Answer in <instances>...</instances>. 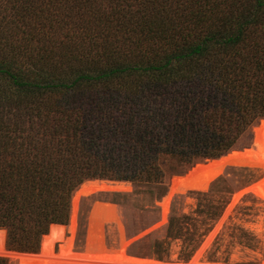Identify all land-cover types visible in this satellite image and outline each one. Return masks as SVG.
<instances>
[{"label": "trees", "instance_id": "1", "mask_svg": "<svg viewBox=\"0 0 264 264\" xmlns=\"http://www.w3.org/2000/svg\"><path fill=\"white\" fill-rule=\"evenodd\" d=\"M170 2L0 0V230L9 250L37 254L49 227L67 224L71 196L87 181L156 185L160 199L167 180L196 164L264 159V121L252 148L238 152L264 120V0L222 15L202 9L218 0H191L196 10L186 13ZM172 13L187 25H174ZM85 18L86 34L100 30L110 42L102 56L98 45L83 57L78 39L45 38L42 26ZM35 43L36 55H23ZM212 220L197 240L187 234L184 262ZM191 221L172 210L166 238L180 239Z\"/></svg>", "mask_w": 264, "mask_h": 264}, {"label": "rangeland", "instance_id": "2", "mask_svg": "<svg viewBox=\"0 0 264 264\" xmlns=\"http://www.w3.org/2000/svg\"><path fill=\"white\" fill-rule=\"evenodd\" d=\"M249 1L250 0H241L240 3H236L232 0H218L215 6L210 4L208 7L206 6L202 9L205 11L213 9V14L222 15V13L231 11L235 7L239 8L248 5L247 2ZM190 2L191 0H173V2L168 4V8L177 13L183 11L186 13L188 10H196V6ZM177 13H172L171 16H169L172 22L176 18L174 25H187L184 23V19L179 17ZM85 20L86 18L78 21L77 25H73L72 23L65 26H62V24L61 26L57 25L56 28H58L56 30L42 26L46 33L45 38H48L51 44L53 40H55L56 43L68 41L71 44L78 39L75 43L79 45L77 49L83 57L87 56L85 53L87 48H90L91 45H98L100 56H102L103 50H106V48L103 49L101 43L109 45L110 42H106V40L103 39L101 35L102 31L100 30H98L99 32L97 34H86V28H88V24L90 23ZM209 23L210 21L207 24ZM190 24L191 22L188 25ZM73 27L77 30H73ZM36 46L38 47V43L27 47V51H25L23 55H31L32 57L36 55V53L33 55V51L35 50L34 47ZM26 111V109L22 111L19 110L18 114L23 117ZM253 129L254 128L250 131L251 137H253ZM251 146L252 139L249 147ZM209 162L210 161L203 163V165H198L187 177L175 176L167 180L164 185V194L160 199L158 197L160 187L156 185H135L130 182H117L129 184L130 188L128 191L101 192V194L98 193L89 198H82L78 203L79 209L77 207L76 228L73 236V240L75 239L73 241V252L76 254H84L88 240L90 212L94 204L100 202L114 206L122 229V231H119V227L115 223H103L105 247L108 251L110 250L109 252H117L120 249L121 237H123V241L127 243L124 249L125 255L133 259L135 258L138 263L139 260L142 259V261L152 260L162 264H191V260L196 257V261L199 263L264 264V234H259L253 229V226H257L259 223L263 224L259 220L263 217L264 209L262 208V202L255 196L251 189H248L262 180V172L258 169L230 168L213 181L207 187V191L200 192L198 191V184L207 173ZM170 181L171 187H186L190 191L183 195L174 196L169 204L167 215L162 219L160 203L167 195ZM210 189H212L210 196L207 198L199 197V194L208 193ZM76 190L73 192L70 199V213L72 197ZM237 195L239 196L237 197ZM172 210L174 213L194 218V221L188 224L186 223L185 225L183 224V230H181L179 234L181 238L173 241L168 237L166 238V227ZM70 213L67 224L61 225L64 227L65 238H67L66 242H68L69 237H71L69 230H67L69 228ZM210 218L214 219L211 221L210 230L207 232V235L200 238V242H198L199 246L190 259L184 262L180 259L181 252L184 251L186 246L184 239L187 237L188 233H193L188 235H192L194 241L197 240L198 236L209 227L208 223ZM244 233L253 237L252 244L255 246V249H249L244 246ZM42 240L43 237L40 241L39 252L36 255H32L9 250L6 245L5 236L0 259H5L7 264H14L12 261H20L23 264H26V262L48 264L39 257H36L41 253ZM66 242L54 244L52 253L54 257L59 254L61 248L66 246ZM168 242L169 244H167ZM240 242L242 244H239ZM167 245H169L168 257L162 261L157 260L154 257V253L158 248L163 251V248H166ZM192 245L193 242L190 243L188 250ZM96 248L100 249V247L97 246ZM99 249L94 251L102 254V250ZM8 252L16 253L17 255L9 256ZM235 255L237 258L233 261L232 258ZM61 260L67 261V259ZM142 261L140 260V262ZM72 262L84 263V261L80 259H74Z\"/></svg>", "mask_w": 264, "mask_h": 264}, {"label": "bare ground", "instance_id": "3", "mask_svg": "<svg viewBox=\"0 0 264 264\" xmlns=\"http://www.w3.org/2000/svg\"><path fill=\"white\" fill-rule=\"evenodd\" d=\"M260 133V132H259ZM257 132V135H259ZM254 139H255V133ZM230 154V153H229ZM228 155V154H227ZM255 162L250 163L249 160L245 157H236V156H224L220 159L210 161L207 167V173L200 180L198 184V191L205 192L207 187L219 178L226 170L230 168H257L260 171H263V178L259 183L252 185L248 189H255V196L262 202V208L264 209V159L254 158ZM203 165V164H202ZM193 182V180H192ZM130 188L127 183H117V182H106V181H91L83 184L73 195L71 201V215L69 220V230L70 236L68 242H66L64 227L61 225H51L48 235L43 237L41 243V253L36 256L39 257L42 261L47 262L48 264H162L157 263L152 260H146L139 263L136 259L128 257L125 255V247L127 243L123 241L121 237L120 249L117 252H109L104 245L103 238V223H115L119 227V231H122L119 220L117 217L116 210L114 206L104 203H95L92 211L90 212V225L88 232V240L86 243V249L84 254H76L73 252V236L76 228V213L78 203L82 198H89L101 192H124L128 191ZM189 189L186 187H171L170 193L162 200L160 207H162L164 217L168 213L169 204L174 196L186 194ZM243 195V194H242ZM239 195H237L238 197ZM235 198V197H234ZM79 209V207H78ZM264 211V210H263ZM263 224L259 223L257 226H253L255 232L259 234H264V214L263 217L259 220ZM162 226V225H161ZM5 231L0 230V253H2L3 245L5 242ZM67 243L64 248H61L59 254L55 257L52 255L53 246L55 243ZM100 247L99 248H96ZM102 250L96 252L94 250ZM9 253V252H8ZM9 256L17 255L16 253L10 252ZM36 255V254H32ZM236 255L233 256L232 260H236ZM61 259H67L61 260ZM70 259V260H69ZM83 260L84 263H75L73 260ZM90 263H89V262ZM92 261V262H91ZM78 262V261H77ZM191 264H220V263H199L196 261V257L193 258L190 262Z\"/></svg>", "mask_w": 264, "mask_h": 264}, {"label": "water", "instance_id": "4", "mask_svg": "<svg viewBox=\"0 0 264 264\" xmlns=\"http://www.w3.org/2000/svg\"><path fill=\"white\" fill-rule=\"evenodd\" d=\"M261 121H264V120H260L253 128H255V129H259L260 128V125H261ZM254 130V129H253ZM258 137L264 142V137L262 136V134L261 133H259V135H258ZM253 142H254V134H253V137H252V146H253ZM252 146L251 147H248V148H244V149H242V150H238V152H243V151H245V150H248V149H250V148H252ZM232 152H234V151H232ZM231 153V152H230ZM224 157V156H223ZM222 158V157H221ZM220 159V158H219ZM247 160H249V162L250 163H252V162H255V159L253 158V157H250V158H247ZM208 161H213V160H208ZM208 161H205L204 163H206V162H208ZM203 163H200V164H196V165H194L184 176H181V177H187L191 172H192V170L193 169H195L198 165H202ZM255 169H257V168H255ZM262 172V174H263V171H261ZM177 177V176H176ZM194 180V179H193ZM77 191V190H76ZM170 191H171V181H170V185L168 186V192H167V195L170 193ZM251 191H253L254 192V194H255V189H252ZM189 192V191H188ZM166 195V196H167ZM165 196V197H166ZM161 209H162V207H161ZM162 219H164V214H163V210H162Z\"/></svg>", "mask_w": 264, "mask_h": 264}]
</instances>
